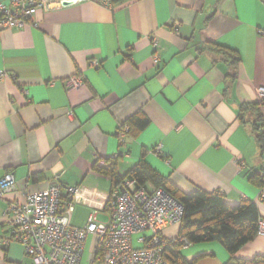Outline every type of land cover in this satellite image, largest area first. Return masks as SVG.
<instances>
[{
	"label": "crops",
	"instance_id": "obj_1",
	"mask_svg": "<svg viewBox=\"0 0 264 264\" xmlns=\"http://www.w3.org/2000/svg\"><path fill=\"white\" fill-rule=\"evenodd\" d=\"M209 43L237 52V70ZM71 77L83 84L69 89ZM262 87L264 0H85L39 10L23 30L1 32L0 180L13 173L18 188L0 199V264H33L20 243L6 244L4 211L25 192L59 180L79 190L74 226L95 210L108 220L113 183L95 170L97 156H120V176L145 160L183 192L249 200L264 219V188L250 179L263 172L264 152L240 119L243 103H260L264 112ZM135 115L149 124L122 143L119 128ZM179 231L173 225L164 234L171 241ZM182 256L189 264L230 259L219 241L191 244ZM259 256L258 233L237 257Z\"/></svg>",
	"mask_w": 264,
	"mask_h": 264
},
{
	"label": "built area",
	"instance_id": "obj_2",
	"mask_svg": "<svg viewBox=\"0 0 264 264\" xmlns=\"http://www.w3.org/2000/svg\"><path fill=\"white\" fill-rule=\"evenodd\" d=\"M66 1L80 3L85 0H9L8 4L0 3V33L9 29L23 30L37 11L58 10ZM152 44L156 48L159 42L155 38ZM159 61L155 56L154 62ZM82 84L79 77L67 80L69 89ZM259 92L264 103V87ZM129 133V126L119 128L122 143ZM155 153L162 154L161 145L155 148ZM96 165L107 168L111 162L97 156ZM17 188L14 174H6L0 180V199ZM78 192L77 187L56 180L45 190L25 192L23 200L11 201L4 211L9 226L6 244L20 243L33 264H83L87 240L93 237L94 248L87 264H171L165 258L169 240L164 231L170 226L181 225L185 208L168 191L141 186L135 179L126 178L111 192L106 207L107 221L98 220L99 212L95 210L86 225L76 227L72 224V216ZM260 198L264 200V189ZM258 233L264 234V219H259ZM183 243L184 247L191 245L187 240Z\"/></svg>",
	"mask_w": 264,
	"mask_h": 264
},
{
	"label": "trees",
	"instance_id": "obj_3",
	"mask_svg": "<svg viewBox=\"0 0 264 264\" xmlns=\"http://www.w3.org/2000/svg\"><path fill=\"white\" fill-rule=\"evenodd\" d=\"M132 1L134 0H111V3L117 5ZM206 46L213 54L221 56V59L226 61L232 69L237 70L240 62L237 52L217 44L209 43ZM229 77L236 78V72ZM261 106L260 103L241 104L240 119L245 124H251L264 152V112ZM148 124L149 120L146 117L135 115L123 126L130 127L129 135H131L133 132L143 130ZM119 159L120 156L107 159L111 162L107 168H100L95 164L97 172L111 179L113 189L126 178H131L141 186L150 184L155 188H164L184 205L185 212L180 225L179 237L169 241L165 250V258L171 264H189L182 256L185 240L191 244L221 242L230 254V259L226 264H264L263 256L251 260L237 257L241 248L258 234L260 213L255 202L243 200L238 204H229L220 193H210L202 189L191 193L183 192L168 177L160 174L145 160L135 165L126 176H120L117 172ZM250 179L255 185L264 188V170L251 176Z\"/></svg>",
	"mask_w": 264,
	"mask_h": 264
},
{
	"label": "rangeland",
	"instance_id": "obj_4",
	"mask_svg": "<svg viewBox=\"0 0 264 264\" xmlns=\"http://www.w3.org/2000/svg\"><path fill=\"white\" fill-rule=\"evenodd\" d=\"M98 220L100 221H107V218L103 216V214H100L98 216ZM149 234V233H147ZM94 248V238L93 237H89L86 243V250L84 253V259H83V264H87V261L89 259V256L91 255L92 251Z\"/></svg>",
	"mask_w": 264,
	"mask_h": 264
},
{
	"label": "water",
	"instance_id": "obj_5",
	"mask_svg": "<svg viewBox=\"0 0 264 264\" xmlns=\"http://www.w3.org/2000/svg\"><path fill=\"white\" fill-rule=\"evenodd\" d=\"M73 4H74L73 2H68V1L64 2V6H70V5H73Z\"/></svg>",
	"mask_w": 264,
	"mask_h": 264
}]
</instances>
